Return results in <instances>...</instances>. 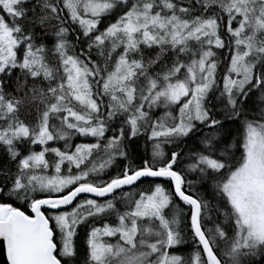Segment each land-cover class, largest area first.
<instances>
[{"label": "snow or ice", "instance_id": "6c2138e0", "mask_svg": "<svg viewBox=\"0 0 264 264\" xmlns=\"http://www.w3.org/2000/svg\"><path fill=\"white\" fill-rule=\"evenodd\" d=\"M3 264H264V0H0Z\"/></svg>", "mask_w": 264, "mask_h": 264}, {"label": "water", "instance_id": "95a60500", "mask_svg": "<svg viewBox=\"0 0 264 264\" xmlns=\"http://www.w3.org/2000/svg\"><path fill=\"white\" fill-rule=\"evenodd\" d=\"M0 255H2V252H0ZM6 260V256L0 259V264H3V261Z\"/></svg>", "mask_w": 264, "mask_h": 264}]
</instances>
